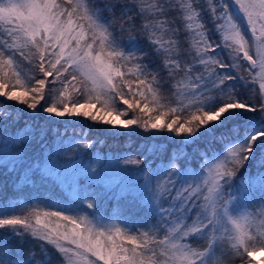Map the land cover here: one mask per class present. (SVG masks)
Wrapping results in <instances>:
<instances>
[{
	"label": "snow or ice",
	"instance_id": "6c2138e0",
	"mask_svg": "<svg viewBox=\"0 0 264 264\" xmlns=\"http://www.w3.org/2000/svg\"><path fill=\"white\" fill-rule=\"evenodd\" d=\"M0 177V264H253L264 0H0Z\"/></svg>",
	"mask_w": 264,
	"mask_h": 264
},
{
	"label": "trees",
	"instance_id": "16d2710c",
	"mask_svg": "<svg viewBox=\"0 0 264 264\" xmlns=\"http://www.w3.org/2000/svg\"><path fill=\"white\" fill-rule=\"evenodd\" d=\"M103 127L104 126H100V125H95L92 124L91 122H83V124L81 125H77V130H83L87 133V139L88 140H92L93 138H96L97 140H104V146L100 149L101 152L103 153H108L109 156H111L112 154L115 153H120V152H124V151H132L135 152L136 151V147L138 144L141 143V138L140 137H133L131 138V140H129L127 137H113L109 134H107L105 131H103ZM126 141L128 143L131 144V148H127L126 147ZM171 147V146H169ZM95 149H93L94 151ZM250 172L255 173L256 172V168L255 166H253L252 168H250ZM3 178V177H0ZM113 178L112 174H109V176H107L105 179L106 180H111ZM118 191V189H116ZM10 191V190H9ZM6 202V199L4 198H0V206L3 205V203ZM107 208H110L111 205L110 204H106ZM259 251V250H258ZM248 259H251L253 264H256L257 261L255 259V256L252 257H248Z\"/></svg>",
	"mask_w": 264,
	"mask_h": 264
},
{
	"label": "rangeland",
	"instance_id": "374dc122",
	"mask_svg": "<svg viewBox=\"0 0 264 264\" xmlns=\"http://www.w3.org/2000/svg\"><path fill=\"white\" fill-rule=\"evenodd\" d=\"M254 256L257 261L256 264H264V252L257 251Z\"/></svg>",
	"mask_w": 264,
	"mask_h": 264
}]
</instances>
